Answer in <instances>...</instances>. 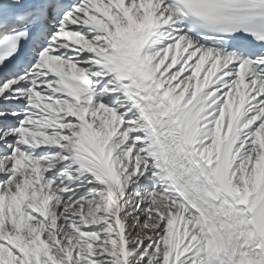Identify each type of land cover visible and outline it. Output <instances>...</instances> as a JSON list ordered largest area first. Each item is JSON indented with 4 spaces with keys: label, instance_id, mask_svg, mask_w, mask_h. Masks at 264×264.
Instances as JSON below:
<instances>
[{
    "label": "snow or ice",
    "instance_id": "snow-or-ice-1",
    "mask_svg": "<svg viewBox=\"0 0 264 264\" xmlns=\"http://www.w3.org/2000/svg\"><path fill=\"white\" fill-rule=\"evenodd\" d=\"M0 264H264V0H0Z\"/></svg>",
    "mask_w": 264,
    "mask_h": 264
}]
</instances>
